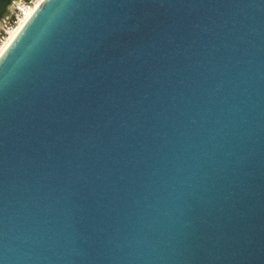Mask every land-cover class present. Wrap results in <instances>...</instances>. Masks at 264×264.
<instances>
[{"label": "water", "instance_id": "95a60500", "mask_svg": "<svg viewBox=\"0 0 264 264\" xmlns=\"http://www.w3.org/2000/svg\"><path fill=\"white\" fill-rule=\"evenodd\" d=\"M0 264H264V0H42L0 56Z\"/></svg>", "mask_w": 264, "mask_h": 264}, {"label": "built area", "instance_id": "2783aa9c", "mask_svg": "<svg viewBox=\"0 0 264 264\" xmlns=\"http://www.w3.org/2000/svg\"><path fill=\"white\" fill-rule=\"evenodd\" d=\"M37 3L38 0H13L10 12L6 15L0 27V47L22 19L33 14L39 5Z\"/></svg>", "mask_w": 264, "mask_h": 264}, {"label": "bare ground", "instance_id": "6f19581e", "mask_svg": "<svg viewBox=\"0 0 264 264\" xmlns=\"http://www.w3.org/2000/svg\"><path fill=\"white\" fill-rule=\"evenodd\" d=\"M42 0H38L37 4H40ZM30 15H27L25 18L22 19L20 24L11 32L10 36L7 38V40L3 43V45L0 47V56L4 52V50L7 48V46L10 44V42L13 40V38L17 35L19 30L22 28V26L25 24V22L28 20Z\"/></svg>", "mask_w": 264, "mask_h": 264}]
</instances>
